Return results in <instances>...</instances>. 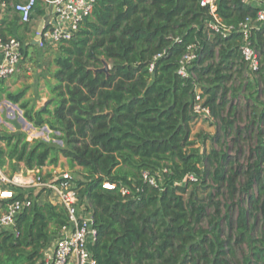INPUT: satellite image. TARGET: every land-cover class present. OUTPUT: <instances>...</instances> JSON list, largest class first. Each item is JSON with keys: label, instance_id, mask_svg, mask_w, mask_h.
<instances>
[{"label": "trees", "instance_id": "1", "mask_svg": "<svg viewBox=\"0 0 264 264\" xmlns=\"http://www.w3.org/2000/svg\"><path fill=\"white\" fill-rule=\"evenodd\" d=\"M200 2L96 0L76 35L59 44L50 104L36 109L27 89L6 92L28 122L60 132L54 137L65 145L29 140L21 129L0 134V167L12 173L21 164L42 169L57 165L61 155L82 167L83 179L74 183L80 202L87 201L93 212L98 236L91 250L97 264H264V108L255 111L246 129L250 137L252 125L258 129L246 165L221 143L230 136L235 143L250 139L236 125L237 105L225 114L230 91L232 98L236 90L252 91L264 104V25L251 35L261 55V66L253 72L242 55L239 25L256 17L259 8L218 0L219 17L235 28L223 37L209 27L213 16ZM45 13L37 0L34 16ZM193 44L199 55L191 67L196 78H185L178 73L179 61ZM104 60L111 65L109 73L97 71ZM246 71L255 81L229 86ZM202 80L209 83L201 90L204 105L223 133L213 138L221 147L210 152H201L191 139ZM145 172L160 173L165 182L153 185ZM107 182L115 188L104 187ZM199 187L212 190L200 197ZM33 191L18 189L1 201L6 209L28 193L32 204L13 230L0 232V264H42V249L69 221L64 206L41 202Z\"/></svg>", "mask_w": 264, "mask_h": 264}, {"label": "built area", "instance_id": "2", "mask_svg": "<svg viewBox=\"0 0 264 264\" xmlns=\"http://www.w3.org/2000/svg\"><path fill=\"white\" fill-rule=\"evenodd\" d=\"M46 8L43 18V31L38 42H45L48 45L56 46L64 41L70 40L78 32L81 23L92 15L96 0H40ZM244 4L258 7L256 17H248L239 25V31L243 35L241 51L251 71H258L261 66V55L253 46L251 35L254 29H259L264 25V0H241ZM37 0H23L14 2L10 0H0V9L6 10L12 7L24 23H31L34 18L35 4ZM201 6L208 7L213 20L208 23L209 27L223 37L228 36L235 28L223 23L219 17L218 0H201ZM23 42L17 37L4 39L0 36V79H6L14 75L19 70L21 63ZM162 54L157 56L161 57ZM199 58L195 44L188 46L186 52L179 61L178 73L185 78H196L191 71V67ZM154 64L151 65L153 70ZM204 97L201 89L196 87V96L193 104V111L198 116L213 118L211 109L204 105ZM30 139V137L28 138ZM50 166L42 169L29 170V174L14 173L9 174L0 167V202L8 197H13L18 189L30 190L39 189L48 193L51 202L64 206L68 212L69 221L61 228L54 244L42 249V264H97L92 253V246L97 240L98 230L95 226L92 209L87 201L80 202L78 189L69 174L59 173L53 167L50 171L51 178H46V170ZM167 172V169L163 170ZM162 174L149 175L144 173V177L153 185H158L162 180ZM195 180L193 174L188 176ZM160 180V181H159ZM104 187L115 188V185L107 182ZM123 193L128 189L123 188ZM32 202L26 193L24 198L16 199L6 206L5 211L0 215V232L13 230L17 217Z\"/></svg>", "mask_w": 264, "mask_h": 264}, {"label": "rangeland", "instance_id": "3", "mask_svg": "<svg viewBox=\"0 0 264 264\" xmlns=\"http://www.w3.org/2000/svg\"><path fill=\"white\" fill-rule=\"evenodd\" d=\"M36 45H39V47L33 45H28L26 47L25 43L24 46L27 49L28 55L26 56L27 60L24 61V64H27L30 69H28L27 66L24 65L25 73L20 74L19 76L23 78V81L25 82L24 84H31V86L27 88L26 98L30 100L31 105H33L36 109H39L43 106H46L47 104H50L51 99L53 98V93L50 90V86H52L56 82L53 76L54 71L57 68L54 59L60 54V51L59 45L52 46L48 45L45 42H39ZM22 54L24 55V52H22ZM263 60L264 54H262V61ZM255 78L256 76H247L246 71L245 76L235 79L229 84V86H233L236 88L240 84H245L249 79L255 81ZM208 84V82L202 80L199 87L203 91V85L207 86ZM236 92L238 93V96L236 98H232L233 91L229 92L227 98L229 102H232L229 103L225 114L228 113L232 103L237 105V113L239 119L236 121V125L243 128V137L247 136L250 139H243L240 143H235L233 141V136H230L226 138V140L222 139L221 143L223 142L224 144L228 145L227 151L235 160H238L240 164L246 165L248 163V157L251 154V148L256 146V137L258 133L256 125H252L253 127H251V129L254 131L251 137L246 134V129L248 128V126H250V122L255 111L260 112L264 108V104H261L260 102L254 100V97L252 96V91H245L244 89H242L239 91L236 90ZM262 102H264V99H262ZM50 107L53 108L54 105L51 104ZM22 118H24L25 121ZM13 120H17L18 123L22 126L20 129L27 134L28 138L30 137L29 140H33L34 138H44L48 141L51 140L52 142L61 146L65 145L63 139L54 137V134L60 135V132L53 133V131L50 130L49 127L47 129L46 126H33V124L28 122L24 117V111L19 107V104L11 102L7 99L6 94H2V100L0 102V134H9L12 132H16V130L19 129L13 123ZM220 134L221 136L223 135L220 130L219 121L217 118L213 117L209 119L204 116H198L194 118L192 122L191 139L196 141V145L200 147L201 152H210L211 149L214 147L219 149L221 146L217 142H215L213 138ZM49 166L50 167L46 170V178L52 177V173H50V171L53 167H55L59 173H62V175L65 173L69 174L74 182L76 180L83 179V168L70 163L68 158L64 155L60 156V160L57 165ZM5 170L9 174H14L11 172L10 168H7ZM20 172L21 170L18 169L15 173ZM161 181L162 183H164L165 179L162 178ZM210 184L211 182L210 180H208V185ZM33 190V193L35 195H41L39 201H51L48 193L40 191L39 189ZM191 190L192 189H190L189 192ZM211 190V187L207 189L199 187L198 192L200 197H205L209 194ZM221 198L222 200H225V197ZM262 226V216L259 215L258 226L256 229V233H258L259 235L261 233ZM224 227L225 230L228 232V226L225 222ZM244 250L242 249V251Z\"/></svg>", "mask_w": 264, "mask_h": 264}, {"label": "crops", "instance_id": "4", "mask_svg": "<svg viewBox=\"0 0 264 264\" xmlns=\"http://www.w3.org/2000/svg\"><path fill=\"white\" fill-rule=\"evenodd\" d=\"M44 22L42 17H35L33 18L31 23H24L21 19L20 14H18L12 7H9L6 10L0 9V32L2 35H5L6 39L9 37H22L24 40V45L26 43V47L28 45H36L38 42V33L40 28H43ZM25 47V46H24ZM24 49V55L22 57L21 63L19 65V70L14 75L6 79H0V94H6L7 91H18L21 89H27L31 86V84H24L23 78L20 77V74L25 73L24 61L27 60V49ZM2 57V52L0 51V58ZM29 57V56H28ZM28 69H30L27 66ZM31 83V82H29ZM26 87V88H25ZM1 102V101H0ZM20 173H27L29 174V170L25 168L23 164L20 167ZM26 170V171H25ZM11 197H8V199ZM2 202H0V213L2 214L5 209L2 207ZM0 214V215H1ZM57 237L51 240V243L48 245L50 247L52 244L55 243Z\"/></svg>", "mask_w": 264, "mask_h": 264}, {"label": "water", "instance_id": "5", "mask_svg": "<svg viewBox=\"0 0 264 264\" xmlns=\"http://www.w3.org/2000/svg\"><path fill=\"white\" fill-rule=\"evenodd\" d=\"M42 31H43V28L41 27L40 30H39V33H38V35H37L38 38L40 37ZM109 69H110V65H109V63H108L107 61L104 60V66L101 67V68H98L97 71L105 72V73H109ZM22 119L25 121L24 118H22ZM13 123H14V124L17 126V128H19V129L22 127V126L18 123L17 120H13ZM46 128L48 129V126H46Z\"/></svg>", "mask_w": 264, "mask_h": 264}]
</instances>
